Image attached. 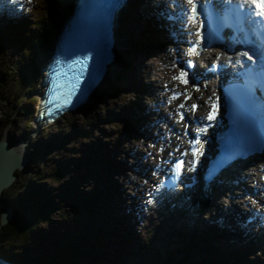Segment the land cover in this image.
Wrapping results in <instances>:
<instances>
[{"label":"rangeland","instance_id":"rangeland-1","mask_svg":"<svg viewBox=\"0 0 264 264\" xmlns=\"http://www.w3.org/2000/svg\"><path fill=\"white\" fill-rule=\"evenodd\" d=\"M44 1L46 3L51 2V0ZM60 15L61 12H58L56 17H54L56 19L52 18L54 16L53 14L51 15L53 20L51 19V24H48L51 30L47 41L45 40L44 43L39 47L35 46L34 51H30V55L25 59V61L22 60L25 56H23L21 49H19V51L15 53V57H13L12 60H10L11 62H9V68L12 70L7 72L5 77L4 74L1 75V78L3 79L1 85H4V87L0 88V143L5 142L8 144L9 148H13V146L16 145H21V143L26 145L27 152L24 158L28 159V165L23 169V171L18 170L15 182L9 188L5 189V191L2 193V196L0 197L1 226H10L12 221H16V224H12L11 228L17 230L16 232H12V238H10L8 235L5 239L0 229V251H2V256H16L17 258L20 256L19 258H22V260H25L23 257L26 256L28 258L26 260L31 264H33L34 261H31L30 255L38 256L36 257L35 264H39L40 262L46 263L45 260L50 257H52L54 260L57 258L60 260L61 258L57 256L59 254H62L63 259L60 261L57 260L56 262L58 264H65L62 263V261H68L69 264H71V261H73L75 264H96L97 262L107 264L106 261L108 259L110 260V258L112 259L114 257H120V255H115L117 247L114 243L111 241L109 242V239H107V242H105V245H107V250L105 251L100 240L96 239V236L93 233L95 232L96 234V231L98 232V226L95 223V218L97 217V210L101 207V203L103 204L102 208L105 206L104 210H112L113 208V205H110L109 208H106L107 204L104 200L105 195L97 196L98 193L95 192L101 191L100 193H105L108 187L106 188L103 186L104 190H100V188L96 187V190H94L92 189L91 185L87 186L88 183L85 184V182L79 183V180H85V177H87L86 173L88 171V173L92 175L90 177L93 182L96 181L95 177H99L97 180L101 178V180L106 183L107 180L100 176L99 170L97 168H95L93 171H90L85 167L86 164H84V167L82 166L83 163L86 162V158L89 157L85 151H88V149L96 146L99 147L101 144L102 146L100 148L108 150L110 148V144L104 145L101 141V137H98L99 134H93L91 136V133H95V130L91 129V127L96 122H94V120L87 119L83 113L71 117L65 122V124L59 125L56 129L42 132L38 135V138H35L34 134L30 135L33 129L29 123V119L33 109V101L37 100L39 72H41L42 69V62L40 59H43L45 54L48 53V50L54 41V32L57 28L58 17ZM29 43L32 44V41ZM147 47L148 46H145L144 48ZM150 53L147 55H151ZM147 55H144V59L147 57ZM19 59L21 62L18 63ZM29 59L30 61H27ZM38 61H40L41 64ZM140 63L138 62L137 68L140 66ZM143 78L144 77L142 76L138 79V89H141L142 85L145 86V84H148L146 83L148 80L145 81ZM4 81H6L5 84ZM124 81H128L129 86L133 83V79H131V77L129 79L124 78ZM124 85L126 86V84ZM105 101V105L107 107H103V110L98 108L99 110H97L95 117L98 119L99 117H106L110 109L113 108L115 112L111 119L114 120L119 116V104L122 103L124 105V103L128 101V98H126L125 102H122V100L112 102L109 97H107ZM94 105L97 104L95 103ZM29 126H31V128ZM102 130L112 133L118 129L116 125L113 124L104 125ZM27 131H29L28 134ZM121 137L123 136L121 135ZM20 138L22 140L25 139L26 142H22ZM123 138L126 140L125 137ZM110 141L112 144H114L112 140ZM121 143L122 142L119 141L116 143V146H114L117 147L118 145L119 148L118 151H116V154L119 156L121 161L125 162V160L129 157L128 153L134 146L137 147V144L131 142L128 145L130 147L129 150V148L124 147L123 143L121 147ZM49 147H52L53 149L50 151ZM48 150L49 153L46 154ZM95 151L96 152L94 155L101 157V153H103V151L101 149L98 151V153L97 150ZM146 151L147 150L143 149L142 153H145ZM119 153L125 155H118ZM88 161H92V158L89 157ZM61 164H64V167L66 166L65 172H67L63 174L64 179L60 178L61 181L57 182L55 178L58 175ZM92 164L96 163L92 162ZM111 164L112 162H109L108 166L106 165L108 169L112 168ZM114 169L119 171V169L113 167L112 170ZM105 172L106 177H108L109 174L112 175V178L115 177V173L114 171L111 172V169L105 170ZM126 179H128V177ZM76 183L78 187L75 186ZM39 187H43L45 192L52 196L51 198L53 200L49 205V208L45 210V214L50 217L51 222H43L35 225V220H33V218L26 217L25 215L21 216L22 213L17 211L28 205V201L26 200L31 189L35 192H39ZM110 189L111 188H109L108 192L115 193L117 187L113 190ZM88 192H90V194H88ZM91 192H94L92 199H90L94 205V209L92 213H88L83 209L82 203H88V199L86 198L91 196ZM83 194H85V196ZM72 196L74 199H77L78 197L81 198L78 203V208L73 207V204H71L68 200L71 199ZM97 198L99 199L98 202ZM81 201L82 203H80ZM9 208L15 210L14 213L16 216H13L12 219L8 221V223L3 224L4 211H7ZM85 209L87 208L85 207ZM113 212L110 211V213ZM108 214L109 212L106 211L104 216H107ZM25 231H28V234L23 237L24 234L22 233ZM80 232H83V234ZM71 236L87 240V249L94 250L96 254L105 258L101 259L99 256L94 257L93 255L81 256V252L85 250V243L83 242L72 241L71 244L73 248L71 250V248H69V240ZM110 243H112V247L109 246ZM44 245L47 246V248L43 250ZM40 246L41 248H39ZM75 246L79 249H74ZM109 249L112 251L113 256L107 254ZM130 249H132V247ZM67 250H69L70 253H65L63 255V253ZM127 251L129 252V250ZM157 255L158 256H155V258L158 257V259H160L161 255ZM126 257L133 260L129 255L125 256V258ZM174 258L175 260L177 259V257ZM156 260L157 259L154 261ZM181 260L182 259L179 258L176 260V263L181 264ZM119 263L121 262L119 261ZM135 263L146 264L143 257H138L135 260Z\"/></svg>","mask_w":264,"mask_h":264},{"label":"bare ground","instance_id":"bare-ground-1","mask_svg":"<svg viewBox=\"0 0 264 264\" xmlns=\"http://www.w3.org/2000/svg\"><path fill=\"white\" fill-rule=\"evenodd\" d=\"M161 1V0H160ZM75 2H76V0H60V2H59V4H60V7H61V15L58 17V24H59V26L56 28V30H55V32H54V38H55V40L57 39V37H58V35L60 34V32H61V26L64 24V22L69 18V16H70V14L73 12V9H74V7H75ZM151 10V7H146L145 8V11L143 12V14H141V15H139L140 16V18L141 19H143L144 17V19H146L147 20V23H151V22H153L154 21V19H155V16L152 14V12L150 11ZM11 25H13V27H16L14 24H11ZM7 29V27L6 28H2L1 26H0V31L1 32H5V30ZM29 42H31V41H28V43ZM53 43V42H52ZM119 45V44H118ZM53 46L54 45H52L51 47H50V50L53 48ZM148 46V45H147ZM151 52V49L149 48V47H147V48H143L140 52H139V54H143V55H147L148 53H150ZM5 55H7V53L5 54ZM44 55V54H43ZM49 55V53H47V55L46 56H44L43 57V59H40V61L42 62V64H41V62L40 61H38V62H40V64L42 65V69H41V72H39V79H38V86H37V88H40L41 90H39L38 92H41L42 90H43V88L46 86V84H44V85H42L41 87H40V80H41V78H42V74H43V71H45V63H46V61H47V59L50 57V55ZM118 58H120L121 57V55L118 53ZM7 57V56H6ZM147 57H148V55H147ZM140 63V62H139ZM109 64V63H108ZM149 64V65H148ZM140 66L137 68L136 67V69L137 70H135L136 72H133V73H131V75H130V77H131V79H133V83L132 84H134V85H138V87H136V88H139V84H138V79L140 78V77H144L143 79H145V81H147L148 80V82H146V83H148V84H145V86L144 85H142L141 86V88H144L145 90H147V91H149V88L150 89H153V88H160L161 86V84H160V78H159V75H162V78L165 80V82H171L172 81V78H171V76H170V73H171V69H173V68H169V69H165L164 67H162V69H159V68H157V67H154V64L153 63H147L145 60H144V62H142V63H140L139 64ZM108 68L110 69V70H112V67L110 66V65H108ZM34 73V72H33ZM45 74V73H44ZM140 74V75H139ZM144 74V75H143ZM122 80L124 81V78H122ZM43 81H44V79H43ZM144 81V82H145ZM43 83V82H42ZM123 83V82H122ZM131 84V85H132ZM130 85V86H131ZM38 92H37V98H38ZM40 95V94H39ZM200 97H199V99H196V101H195V104H200V105H202L201 106V109H202V111L204 110V109H206V102H207V96L204 94V95H199ZM34 102V101H33ZM130 104H132V105H130ZM130 105V106H129ZM128 106V109L127 110H125L124 108H126ZM137 106H139V108L138 109H136V107ZM144 104L143 103H141V104H138V102L137 101H135V102H132V103H129V104H127L125 107H123L120 111H119V116L121 115V116H123V114H125V116L129 113V112H133V114H135L136 116H137V118L138 117H140V115H141V110L142 109H147V107L148 106H146V107H144ZM122 110H124V111H122ZM122 111V112H121ZM166 112V111H165ZM203 114H205L204 113V111H203ZM143 117V116H142ZM136 122H138V120L136 119ZM141 123V122H140ZM148 124V125H147ZM147 124L144 122V125H145V127H148V128H146L147 130L150 128V130H151V134H150V136H151V138H152V140L154 141H156V139H158L159 141H160V139L162 138V137H160L159 136V133H158V135H157V132H160L161 131V128L159 127V126H157V127H155V126H153L152 124H150L149 123V121H147ZM143 125V124H142ZM38 127H40L39 128V130H37V129H35L34 131H32L31 133H30V135H33L34 134V137L36 138H38L39 136H38V134H37V132L38 131H42L43 129H44V127H45V125H37ZM170 126V122H168V127ZM140 130H143V128H140ZM169 130V129H168ZM44 132V131H43ZM29 133V131H27V134ZM42 133V132H41ZM40 133V134H41ZM162 135H164V129L162 128ZM24 137V136H23ZM165 138H166V141H168L169 140V134L168 133H166V135L164 136ZM7 140V139H6ZM5 140V141H6ZM20 140H22L21 138H20ZM101 141H102V139H101ZM22 142H26L25 141V139L24 140H22ZM108 144H110V148L108 149V151L105 153L104 151H103V153H101V157L102 158H105V159H108V158H110V157H113V156H115L114 158H112V160H113V165L111 166L112 168L114 167V168H117V169H120V168H122V170H123V172L124 171H129V169H131V167H130V165L127 163V162H130V160L132 159V158H135V157H138V158H140V159H143V156L145 155V153H142V151H143V149L142 148H138L139 146H138V144H137V147H133L132 148V150L128 153V155H129V157L125 160V162L124 161H121L120 159H119V156H117V154H116V151H118V145H117V147H115L114 146V144H112L111 143V141H108L107 143H106V145H108ZM102 146V144L99 146V148ZM127 148H129V150H130V147L129 146H126ZM13 150L18 154H16L15 156L14 155H12V157H15L16 159H15V163H16V165H18L19 167H24V168H26V166L28 165V159L26 158V159H24L23 160V158L22 157H25V155H26V152H27V147H26V145H23L22 143H21V145H16V146H13ZM103 148H104V145H103ZM116 148V150L114 151V149ZM138 148V149H137ZM91 149V148H90ZM98 151L99 150H97V153H98ZM95 152L96 151H94L92 154H91V156H95L94 154H95ZM96 153V154H97ZM114 154V155H113ZM118 155H121V156H123V155H125V154H121V153H119ZM106 156V157H105ZM171 156H172V159L170 160V161H173V160H175V158H176V153L173 151V152H171ZM4 158L7 160V163H2L3 165H5L6 167H7V165H8V160L10 161V158H8V156H5L4 155ZM92 158V157H91ZM27 160V161H26ZM110 161V160H109ZM89 162H94V163H96L95 162V160H93L92 159V161H89ZM10 163V162H9ZM142 163H144V161H141V164H139V169H140V172L143 174V177H142V179H140V181H138V182H135L134 184L133 183H129L130 185H129V187L128 188H125L124 187V192H128V193H134V192H130V191H128L129 189L130 190H134L135 189V187L138 185L139 187L141 186L142 187V189H143V191H144V189H145V187H146V183H147V181H148V179L149 178H151L152 177V175L149 173V172H145L146 171V169H149V170H151V167H149V166H145V168L144 167H142ZM97 164V163H96ZM264 164V163H263ZM3 165H1V166H3ZM148 165H150V164H148ZM115 170V169H114ZM114 170H112V171H114ZM249 170H250V168H249ZM0 171H1V169H0ZM23 171V170H22ZM17 173H18V170L15 172L14 171V175L17 177ZM125 174H126V172H124ZM133 174H136V173H133ZM5 176V175H4ZM2 176V175H0V193H1V196H2V193L5 191V188H3L4 186H6L8 183H10L9 181H8V178H7V176ZM110 177H112V175H110ZM99 177H95V180H97ZM127 178V177H126ZM101 179V178H100ZM247 179H249L248 177H247ZM237 181H240V180H238L237 179ZM144 184V185H143ZM122 186H124L123 184H122ZM40 189H43V192L45 193V189L43 188V187H39ZM119 188L122 190L123 189V187H118L117 186V190L115 191L116 193H118L119 192ZM108 189H109V187H108ZM125 190H127V191H125ZM94 191V190H93ZM96 192V191H95ZM230 193H231V191H229ZM229 192H227L228 194L227 195H230L229 194ZM207 193V192H206ZM215 194V196H213V198H214V200L212 199V201H213V207L214 206H217V210H218V212H219V214L221 215V213L222 212H224L225 211V208L224 207H221V206H223V204L224 203H221V195H219V193L218 192H214ZM86 194V193H85ZM85 194H83L84 196H85ZM88 194H90V192H88ZM112 193H110V192H108V190L105 192V193H100V195H105L104 196V200L106 201V204H107V198H108V195H111ZM123 196L122 197H124V194H122ZM133 196H135V194L133 195ZM225 196H226V194H225ZM52 196L50 195V198L49 199H52L51 198ZM100 198V197H99ZM114 198H116V197H114ZM118 198H119V201H117L116 202V209H118L119 211H116L117 213H116V215H115V217L114 218H116V219H120V220H122L123 219V217H124V212H123V207H124V200H123V198H120L119 196H118ZM117 198V199H118ZM81 198L80 197H78L76 200L77 201H79ZM98 198H97V202H98ZM141 199H138V203H141V201H140ZM113 202H114V200H113ZM48 203H50L51 204V200H49L48 201ZM86 203H82V205L84 206ZM109 206H110V204H107L106 205V208H109ZM222 208H223V210H222ZM93 209H94V205H93V203H92V201L90 200V199H88V203H87V212L89 213V212H93ZM9 210V211H8ZM7 211H5L4 212V216H6L7 218H9V219H12V217L14 216L13 215V211H12V209L11 208H9ZM219 215V216H220ZM129 217V216H128ZM214 219H216V217H213L212 218V221L214 220ZM223 219V223L224 224H227L230 220H229V217H227V216H225V217H223L222 218ZM234 219L235 220H237V217H234ZM51 219H50V217H49V221H48V223H50L51 221H50ZM117 224V223H116ZM118 225V224H117ZM227 225H229V224H227ZM166 226V225H165ZM166 227H168V228H165V230L167 231V230H169L170 229V225H168V226H166ZM241 227L243 228V229H246V230H249V225H247V224H244V225H241ZM116 228L117 229H119V232H120V236L119 235H116V233H114L113 234V239H116L114 242H118L119 240H123L122 241V244H121V246H117L116 245V247H117V250H116V252H115V255H120V257H117V259L121 262L120 264H122V263H125V256H127V255H129V256H131L132 257V259L133 260H131L130 258H127V260H126V263H128V264H136L135 263V260L138 258V257H143V259L145 260V263L146 264H156L155 262L156 261H154L156 258H155V253L156 254H160L161 256L163 255V251H161V250H159V246L156 244V245H153V244H151V245H142L141 246V244L139 243V242H137V241H135V244H132V250L130 251L129 249V252L127 253V250L126 249H124V246H125V242H126V240H127V235H129V233H130V231H128L126 234H123V233H125V230L123 229V228H121V227H119V226H116ZM197 228V227H196ZM198 229V228H197ZM197 229H195V230H190L191 231V234L190 235H192V237H191V239L193 238V236H198V237H200V235H199V233H200V231H198ZM239 228H237V230H238ZM209 233H207L206 235H205V237H206V239H209L210 238V236H211V234L213 233L212 232V228H209ZM170 232H172V233H176V230H174V229H170ZM196 232V233H195ZM245 232V231H244ZM80 233H82L83 234V232H80ZM218 233H220L219 234V237H220V242L222 243L221 245H215V248L217 249V250H224L223 248L228 244V243H226L225 241H227V242H229V243H231L232 241H233V238L230 236V234H234V233H228V232H226V231H224V232H218ZM165 235H168L167 233H165ZM55 236V235H54ZM155 236V235H154ZM187 236H189V234H185V239H187ZM119 237V238H118ZM139 237H140V239H142V233H140V235H139ZM42 239V238H41ZM150 239H153V237L151 236L150 237ZM155 239H156V237H155ZM44 240V239H43ZM47 240V239H46ZM70 244L72 243V241H75L76 242V237H74V236H71V238H70ZM157 241V240H156ZM39 242V241H38ZM45 242V241H44ZM105 242H107V241H101V244H102V246H103V248H104V250L106 251L107 250V245H105ZM110 242V241H109ZM166 244H167V249H168V251H176V252H185V253H189V251L190 250H192V248H193V245H192V243H190V246H189V248H182V245H186L187 246V244H188V242L186 243V241H183L182 242V244H181V246H180V248H178L177 250H175L173 247L176 245V244H180V242H178V241H176V240H174L173 238H171L169 235H168V239H166ZM40 245V244H39ZM123 245V246H122ZM126 245H127V243H126ZM160 245V244H159ZM109 246L110 247H112L113 245H112V243H110L109 244ZM39 248H41V246L39 247ZM45 248H47V246H43V250L45 249ZM69 248H71V250H72V245H70L69 246ZM68 248V249H69ZM79 249V248H78ZM0 250H1V248H0ZM51 250H54V249H51ZM40 251V250H39ZM199 250H197V252H198ZM109 255L110 256H113V253H112V251L109 249ZM137 252V253H136ZM2 251H0V258L2 259H6V260H4V261H7V262H10V261H8V260H12V261H14V262H16V260H17V257L16 256H7V255H5V256H2ZM45 253V252H44ZM65 253H67V254H69L70 252H69V250H67V251H65L64 253H63V255L65 254ZM183 254V253H182ZM138 256V257H137ZM13 257H14V259H13ZM16 257V258H15ZM30 259H31V261H34V263L33 264H35V260H36V257H38V256H34V255H30ZM175 257H179V256H175ZM7 258H10V259H8L7 260ZM23 258H25V259H28L26 256L25 257H23ZM179 258H181V257H179ZM189 258V257H188ZM228 258H230V257H223V260H225V261H227L228 260ZM154 259V260H153ZM189 259H191V258H189ZM189 259H187V258H185V259H182L181 261H180V263L182 264L183 263V261H188V262H190V260ZM233 259H234V261H233ZM237 259V256L235 255V254H233L232 255V264H235V260ZM19 261H17L18 263H20V264H30L28 261H25V260H22V258H20V259H18ZM21 260V261H20ZM100 260V259H99ZM191 260H193V259H191ZM23 261V262H22ZM30 261V260H29ZM12 263V262H11ZM119 264V262H114V264ZM249 263L250 264H256L257 263V260H249ZM96 264H102V262H97ZM144 264V263H143Z\"/></svg>","mask_w":264,"mask_h":264},{"label":"snow or ice","instance_id":"snow-or-ice-1","mask_svg":"<svg viewBox=\"0 0 264 264\" xmlns=\"http://www.w3.org/2000/svg\"><path fill=\"white\" fill-rule=\"evenodd\" d=\"M189 4L193 3V0H188ZM230 4L235 5V7H233L232 9H230V14L237 20L238 24H240V28L242 30L243 25L247 24L249 25V30H251V28H254L256 24H261L264 25V0H229ZM192 19L195 20V7H193L192 9ZM259 17L261 18L259 21H257L255 18ZM194 35L196 36H200L199 32H196ZM198 47V45H197ZM196 47H193L192 49H190V53H194L196 52ZM241 56H247L248 60H252V56H248L247 52H241ZM261 63L262 65H264V58L261 57ZM251 67V66H250ZM187 76L186 72H181L179 76L173 77L174 80H181L182 83L187 84L188 81L187 79H185V77ZM245 87L248 89V92L250 94L251 89L248 87V85L246 84ZM179 96L175 95L172 97V99H178ZM190 98V97H189ZM181 108H184L185 105L181 104L180 105ZM197 107V105H192L191 106V110H195V108ZM181 120H183V114H181L180 116ZM213 116L209 115L208 117H206V119H212ZM200 131H206V129H201ZM190 143L192 144L193 149H195V145H198L200 143V140L197 136V138L194 140V142L190 141ZM185 155L187 153H184ZM193 155H196V151H193ZM183 162H180L178 164H176V173L177 175L180 172L181 166H182ZM192 170V169H190Z\"/></svg>","mask_w":264,"mask_h":264},{"label":"trees","instance_id":"trees-1","mask_svg":"<svg viewBox=\"0 0 264 264\" xmlns=\"http://www.w3.org/2000/svg\"><path fill=\"white\" fill-rule=\"evenodd\" d=\"M46 35L47 34L44 35V38H45ZM98 99H99L98 100L99 102H104V99L102 97H100ZM1 112H3V111H1ZM92 112H93V110L92 109H89V111H87L84 115L86 117H90V116L93 115ZM49 149L51 151L53 148L52 147H49ZM48 153H49V150L47 151L46 154H48ZM65 167H64V164H61L60 170L58 171V175H57L58 176V178H57L58 181H61L60 178L63 177V174H64V172L66 170ZM38 191L39 192H35L34 190L31 189V191L27 195L28 198L26 200V201H28V205L17 211V212L20 211L22 213L21 216H24L25 215L26 217L33 218V220H35L34 221L35 225L38 224V223H43V222L48 223L49 217L47 216V214H45V210H47L49 208L50 203H48V201L51 200V202H52V200H53V199H49L50 198V194L47 193V192L44 193L43 192V189H40L39 188ZM12 211H13V215L16 216L15 213H14L15 210H12ZM14 223L16 224V221L15 222L12 221V224H14ZM11 225L10 226L7 225V226H3L2 227L1 224H0V229H1L2 234H3V236H4L5 239H6V236H8V235L10 236V238H12V232L13 231L14 232L17 231L15 229L11 228ZM22 234H24L23 237H25L28 234V231H25Z\"/></svg>","mask_w":264,"mask_h":264},{"label":"water","instance_id":"water-1","mask_svg":"<svg viewBox=\"0 0 264 264\" xmlns=\"http://www.w3.org/2000/svg\"><path fill=\"white\" fill-rule=\"evenodd\" d=\"M16 154L17 153L13 150V148H9L8 144H6L5 142L0 143V169H1L0 175L7 176L8 181L10 182L6 186L3 187L5 189L9 188L15 182L16 176L13 174L14 171L16 172L17 170L21 171L24 169V167L22 168V167H19L18 165H16V163H15L16 158L12 157V155L15 156ZM4 155L8 156V158H10V161L8 160L7 167L2 164V163H7V160L4 158ZM22 158H23V160L26 159L24 157H22ZM1 165H3V166H1ZM0 197H1V193H0ZM9 220H10L9 218H7L6 216L3 215V224L8 223ZM2 263L7 264V261H3Z\"/></svg>","mask_w":264,"mask_h":264}]
</instances>
